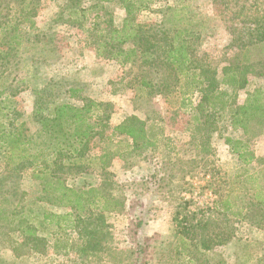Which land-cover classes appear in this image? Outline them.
Masks as SVG:
<instances>
[{
    "label": "rangeland",
    "instance_id": "1",
    "mask_svg": "<svg viewBox=\"0 0 264 264\" xmlns=\"http://www.w3.org/2000/svg\"><path fill=\"white\" fill-rule=\"evenodd\" d=\"M177 1L157 0L137 12V20H160L161 10ZM224 1L230 8L219 12L213 0L189 1L206 19L195 64L211 78L224 65L243 78L244 87L236 88L215 76L210 88L222 91L226 104L218 111L202 103L205 85L192 93L185 92V81L163 90L145 86L146 70L112 58L111 47L103 43L124 22L127 11L119 4L0 0V53L9 54L0 58V98L7 99L11 118L29 131L38 128L37 89L45 91V102H99L102 120L81 169L65 168L62 176L69 186L99 187L125 202L106 212L50 203L41 198L31 166L9 164L0 155V264H264V226L224 215L215 206L229 193L240 207L259 203L255 194L264 196V163L243 164L225 141L228 136L248 140L264 160V131L247 137L232 126L230 114L250 91L261 87L264 93V45L247 50L251 62L242 63L245 47L237 31L243 24L264 25V0ZM5 24L20 25L18 50L4 43ZM249 37L256 38L245 31L243 38ZM165 75L151 70L145 77L156 81ZM70 88L80 91L70 97ZM133 114L153 126L154 146L135 148L131 138L115 133ZM107 151L113 158L103 168L99 156ZM183 226L195 233L184 235Z\"/></svg>",
    "mask_w": 264,
    "mask_h": 264
},
{
    "label": "trees",
    "instance_id": "2",
    "mask_svg": "<svg viewBox=\"0 0 264 264\" xmlns=\"http://www.w3.org/2000/svg\"><path fill=\"white\" fill-rule=\"evenodd\" d=\"M99 3H117L127 11L121 27L114 28L110 32V40L103 45L111 47L112 58L120 63H136L149 74L151 70L166 74L164 80L154 81L145 77L141 82L145 86L159 87L160 90L176 87L185 81L186 93L206 86L202 96L205 103L213 110H223L225 102L220 100L222 91L211 89L215 83V76L221 74L220 84L244 87L243 78L239 71L232 66L224 65L221 70L214 71L213 77H209L207 69L195 64L197 48L201 44L206 32V19L199 13L190 0H178L177 3L168 4L162 10L160 20L141 22L137 20V12L148 9L157 0H95ZM217 12L230 8V4L224 0H213ZM27 5L23 6L25 9ZM228 12V11H226ZM29 17H25L24 21ZM12 27L10 34L9 28ZM5 27V31H4ZM229 27V26H227ZM233 27V26H232ZM2 36L7 39L9 47L18 50L22 44L20 25L5 24L1 26ZM235 29L229 27L230 33ZM254 30V31H253ZM241 46L245 47L242 63H250L251 58L247 50L253 46L264 45V25L259 22L256 28H247L245 24L237 29ZM245 31L252 37L244 39ZM252 33V34H251ZM0 43H3L0 40ZM259 43V44H258ZM115 49V50H114ZM1 51V48H0ZM9 55L6 51L0 53L3 59ZM209 68V66H207ZM4 70L0 69L2 77ZM216 73V74H215ZM145 77V78H144ZM168 79V80H167ZM245 80V78H244ZM20 82V81H19ZM71 96H75L80 90L70 88ZM44 90H36L37 106L34 112V120L38 124L35 131H29L25 123L17 124L11 118V107L7 99L0 98V155L8 159V163L23 162L24 166L32 167V177L39 180L43 200L60 206H71L78 212L100 207L102 212L120 209L125 202L115 196L106 195L99 187H73L66 183L62 173L69 170L81 169L84 162L89 142L96 133V127L102 120L97 112L101 107L99 102L89 100L83 105H75L72 102H55L44 100ZM231 124L235 129H241L247 137L262 134L264 131V93L261 87H257L248 93L246 101L231 109ZM115 133L125 135L132 140L135 148H147L155 145V131L152 125L133 114L127 116L115 128ZM226 143L231 151L237 154L239 160L245 164L252 162L264 163L250 148L248 140L226 137ZM113 153L104 152L99 156V161L105 167L111 164ZM79 169V170H78ZM264 171V168H262ZM247 172V171H246ZM264 190V185L261 186ZM232 193L226 194L215 203L224 215H237L238 220H249L259 226H264V196L255 194L259 201L256 204H244L238 206L232 199ZM218 204V205H217ZM235 207L238 210H234ZM255 210L258 216L254 214ZM70 215V214H68ZM67 214L52 216L68 218ZM190 225V224H189ZM195 227V225H193ZM193 227L183 226L180 230L184 235H189ZM206 235H209L206 233ZM17 255V247L14 248Z\"/></svg>",
    "mask_w": 264,
    "mask_h": 264
},
{
    "label": "crops",
    "instance_id": "3",
    "mask_svg": "<svg viewBox=\"0 0 264 264\" xmlns=\"http://www.w3.org/2000/svg\"><path fill=\"white\" fill-rule=\"evenodd\" d=\"M88 70V69H87ZM89 73H94V70H91V68L89 69Z\"/></svg>",
    "mask_w": 264,
    "mask_h": 264
}]
</instances>
